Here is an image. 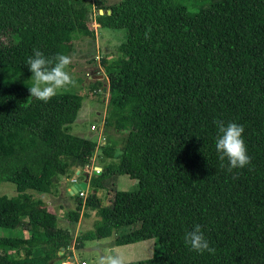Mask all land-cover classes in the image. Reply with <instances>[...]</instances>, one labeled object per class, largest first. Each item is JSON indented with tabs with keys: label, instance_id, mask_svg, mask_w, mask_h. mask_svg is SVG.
<instances>
[{
	"label": "trees",
	"instance_id": "1",
	"mask_svg": "<svg viewBox=\"0 0 264 264\" xmlns=\"http://www.w3.org/2000/svg\"><path fill=\"white\" fill-rule=\"evenodd\" d=\"M203 2L190 11L184 0H0V182L16 192L0 195V228L29 233L0 236V264H50L67 250L69 231L27 191L51 193L94 151L101 171L83 181L92 192L75 195L69 221L83 207L98 220L76 249L129 228L115 246L156 240L157 248L124 264H264V0ZM91 23L119 35L115 55L100 61L104 124L122 134L118 146L69 133L79 92L58 91L47 103L28 92L33 50L69 56L76 36H94ZM214 118L244 126V168L229 171L218 159ZM118 176L138 190H115ZM98 190L112 193L108 206ZM195 224L214 254L185 246Z\"/></svg>",
	"mask_w": 264,
	"mask_h": 264
},
{
	"label": "rangeland",
	"instance_id": "2",
	"mask_svg": "<svg viewBox=\"0 0 264 264\" xmlns=\"http://www.w3.org/2000/svg\"><path fill=\"white\" fill-rule=\"evenodd\" d=\"M94 2L96 0H89ZM104 5H111L119 2L120 0H102ZM188 10L197 11L200 8L207 6L203 0H184ZM95 14V13H94ZM93 29V37L76 36L72 41L73 52L69 54L70 64L67 70L73 79V83L58 90L60 92H79L82 96V103L79 109L76 121L70 126L69 133L74 136H84L92 138L102 145H119L122 137L113 128L104 124V119L107 112V88L103 92V88L107 86L106 76L100 66L102 58L110 59L115 55L113 47L119 40L118 34L110 33L107 30H102L97 27L95 23L89 25ZM102 79V80H101ZM100 80L98 90L92 88ZM98 158L94 154L91 157L90 163L83 167V169L71 163L67 176L61 180L55 181L51 187V193L40 194L32 191H27L34 198L40 199L45 207L53 213L57 218V225L61 228H66L71 235V243L66 251L63 248L58 252V257L54 258L50 264H64L65 261L74 260V264L84 261L86 264H124L129 262H137L146 260L152 257L153 251L157 248L156 240H148L145 243H135L134 245L115 246L114 239L117 235L127 233L129 228H122L106 239H92L83 242V248L76 249L77 244L75 240L84 234H93L95 231V223L98 220L96 209L82 208L79 212L77 222L69 221V213L76 211V198L75 195L70 196L65 189L68 182V177L75 173L80 176L82 181L86 178L101 171ZM69 162V161H68ZM77 170H79L77 172ZM77 172V173H76ZM80 173V174H79ZM118 181L115 183V190L124 192H134L138 190L136 180L127 176H118ZM70 185V184H69ZM89 187L86 194H83L82 200L87 197ZM110 193V192H109ZM0 195L12 197L16 195L15 187L13 184L7 182H0ZM95 195L102 199V206H108L112 197L106 195L104 190H98ZM22 232V234H21ZM22 235L27 238L28 232L18 231L16 229L9 230L0 228V236L9 237L14 235ZM63 253H65L63 255ZM62 256V257H60ZM61 258V260H60Z\"/></svg>",
	"mask_w": 264,
	"mask_h": 264
},
{
	"label": "clouds",
	"instance_id": "3",
	"mask_svg": "<svg viewBox=\"0 0 264 264\" xmlns=\"http://www.w3.org/2000/svg\"><path fill=\"white\" fill-rule=\"evenodd\" d=\"M69 64L70 58L65 54L58 53L54 58H48L40 50L34 49L25 61L32 79V84L28 87L30 96L47 103L57 94L58 90L72 84L73 79L67 70ZM213 124L216 129L214 148L218 159L226 162L229 171L247 166L251 157L247 152L242 135L244 126L235 122L225 123L215 118ZM183 242L189 251L197 254L207 252L212 255L215 253V248L210 246L199 224L193 225L190 230L184 232Z\"/></svg>",
	"mask_w": 264,
	"mask_h": 264
},
{
	"label": "built area",
	"instance_id": "4",
	"mask_svg": "<svg viewBox=\"0 0 264 264\" xmlns=\"http://www.w3.org/2000/svg\"><path fill=\"white\" fill-rule=\"evenodd\" d=\"M68 182L71 186H73V185H79L83 181L79 179L78 177L72 176L68 179ZM77 194L79 197L83 198L85 196V195L83 196V194H85V190L78 191ZM73 261L74 260H68V261H65L64 264H74ZM77 264H86V263L84 261H81V262H77Z\"/></svg>",
	"mask_w": 264,
	"mask_h": 264
},
{
	"label": "water",
	"instance_id": "5",
	"mask_svg": "<svg viewBox=\"0 0 264 264\" xmlns=\"http://www.w3.org/2000/svg\"><path fill=\"white\" fill-rule=\"evenodd\" d=\"M97 27L99 28V26L97 25ZM100 29H102V30H105V29H103V28H100ZM79 112V111H78ZM77 115H78V113H77ZM76 118H77V116H76ZM76 121V120H75ZM80 137H84V136H80ZM84 138H86V137H84ZM91 141H95L94 139H91ZM81 190H86V182H82V183H80L79 185H73V186H70L69 188H68V194L70 195V196H73V195H76V193L78 192V191H81Z\"/></svg>",
	"mask_w": 264,
	"mask_h": 264
},
{
	"label": "crops",
	"instance_id": "6",
	"mask_svg": "<svg viewBox=\"0 0 264 264\" xmlns=\"http://www.w3.org/2000/svg\"><path fill=\"white\" fill-rule=\"evenodd\" d=\"M79 170H77V172H78ZM76 172V173H77ZM118 181V179H116V182ZM71 185H69L68 183L66 184V187H65V189L66 190H68V188L70 187ZM145 242H147V241H145ZM145 242H141V243H145ZM130 245H134V244H130Z\"/></svg>",
	"mask_w": 264,
	"mask_h": 264
},
{
	"label": "flooded vegetation",
	"instance_id": "7",
	"mask_svg": "<svg viewBox=\"0 0 264 264\" xmlns=\"http://www.w3.org/2000/svg\"><path fill=\"white\" fill-rule=\"evenodd\" d=\"M102 80V79H101ZM105 91V88L103 89V92Z\"/></svg>",
	"mask_w": 264,
	"mask_h": 264
}]
</instances>
